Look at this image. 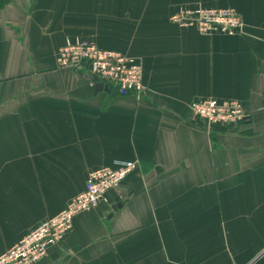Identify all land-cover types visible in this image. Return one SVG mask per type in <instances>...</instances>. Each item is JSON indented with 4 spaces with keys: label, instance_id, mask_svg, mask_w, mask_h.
<instances>
[{
    "label": "crops",
    "instance_id": "1",
    "mask_svg": "<svg viewBox=\"0 0 264 264\" xmlns=\"http://www.w3.org/2000/svg\"><path fill=\"white\" fill-rule=\"evenodd\" d=\"M199 7L243 33L172 23ZM77 39L137 59L143 95L59 68ZM208 98L246 121L209 129ZM121 162L139 167L41 264H264V0H0V256Z\"/></svg>",
    "mask_w": 264,
    "mask_h": 264
},
{
    "label": "built area",
    "instance_id": "2",
    "mask_svg": "<svg viewBox=\"0 0 264 264\" xmlns=\"http://www.w3.org/2000/svg\"><path fill=\"white\" fill-rule=\"evenodd\" d=\"M182 29H196L200 34L237 36L244 31L243 19L232 9L183 10L171 18ZM61 69L87 67L91 78L109 85L121 96L140 98L144 92L143 67L133 57L103 50L81 39L67 41L57 55ZM195 120L209 129H238L247 118L240 102L208 98L191 106ZM139 167L138 162H121L114 168H103L89 174L83 193L75 197L55 217L40 224L19 243L0 256V264H41L52 247L63 243L72 232L74 220L80 214L108 203V194L118 190Z\"/></svg>",
    "mask_w": 264,
    "mask_h": 264
},
{
    "label": "water",
    "instance_id": "3",
    "mask_svg": "<svg viewBox=\"0 0 264 264\" xmlns=\"http://www.w3.org/2000/svg\"><path fill=\"white\" fill-rule=\"evenodd\" d=\"M95 81L97 83V91H103V90L108 91L109 90V85L98 83V79H95ZM121 208H122V205H117V206H113L112 210L113 212H117ZM110 217H112V215Z\"/></svg>",
    "mask_w": 264,
    "mask_h": 264
}]
</instances>
